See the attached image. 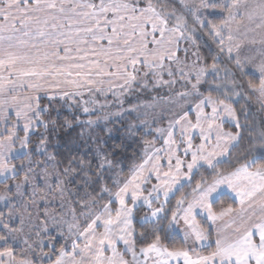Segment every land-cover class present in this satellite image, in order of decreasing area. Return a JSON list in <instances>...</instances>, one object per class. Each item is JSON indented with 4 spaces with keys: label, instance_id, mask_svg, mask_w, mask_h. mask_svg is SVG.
Listing matches in <instances>:
<instances>
[{
    "label": "snow or ice",
    "instance_id": "6c2138e0",
    "mask_svg": "<svg viewBox=\"0 0 264 264\" xmlns=\"http://www.w3.org/2000/svg\"><path fill=\"white\" fill-rule=\"evenodd\" d=\"M0 264H264V0H0Z\"/></svg>",
    "mask_w": 264,
    "mask_h": 264
},
{
    "label": "trees",
    "instance_id": "16d2710c",
    "mask_svg": "<svg viewBox=\"0 0 264 264\" xmlns=\"http://www.w3.org/2000/svg\"><path fill=\"white\" fill-rule=\"evenodd\" d=\"M78 131H79V129H77V132H78ZM72 135H73V137H75V133H73Z\"/></svg>",
    "mask_w": 264,
    "mask_h": 264
}]
</instances>
